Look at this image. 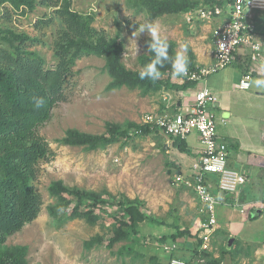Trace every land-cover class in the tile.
Returning <instances> with one entry per match:
<instances>
[{"label": "rangeland", "instance_id": "374dc122", "mask_svg": "<svg viewBox=\"0 0 264 264\" xmlns=\"http://www.w3.org/2000/svg\"><path fill=\"white\" fill-rule=\"evenodd\" d=\"M187 1L194 5V10L209 6L206 0ZM130 6L127 0H70L73 11L92 17L94 28L108 38H118L123 47L120 63L127 71L140 73L143 67L138 58L149 54L146 40L151 39L150 35L145 31L132 37L138 24L146 19L154 22L161 36L174 44V54L186 43L187 56L193 55L195 66L207 67L202 62L210 53V23L189 19L186 13L151 19L146 9L139 6L133 10ZM43 12L37 9L26 16L14 14L9 26L16 32L38 36L32 25ZM43 39L50 42L49 32H45ZM34 51L48 66L54 64L48 47H35ZM227 68L232 70L230 66ZM73 71L74 85L68 101L59 103L39 129L40 136L54 152L50 162L40 163L35 181L42 198L41 211L34 221L9 237L5 246L26 247L27 264H165L170 258L188 264H264V216L250 219L249 215V220L243 222V232L227 238L216 236V241L209 239L206 248H201L204 241L200 227L205 213L191 188L177 184L176 177L185 176L176 163L179 150L160 132L151 130L148 134L130 136V130L126 138L103 150L57 143L69 130L100 137L108 133L109 125L127 130L131 124H142L148 114L178 113L176 104L185 96L180 92L187 89L179 91L170 85L180 87L187 79L176 77L171 69L159 77L168 81L166 88L151 89L144 94V89L126 86L107 90L112 78L105 70L103 57L83 58L76 62ZM222 73L208 78L213 80ZM205 80L196 84L202 85ZM251 111L254 112L253 107ZM249 116L244 115L242 122H237L238 127L234 124L232 129L240 137V143L251 149L260 145L262 133L258 119L252 118L251 112ZM54 182L95 197L96 208L92 205L90 209L92 216L67 220L74 202L67 196L51 197L48 188ZM127 205L139 206L147 218L135 230L125 224L129 221L123 206ZM260 207L264 215V205ZM118 231L129 233L128 238L107 248V242ZM91 241L92 245H86ZM171 247L174 248L169 251Z\"/></svg>", "mask_w": 264, "mask_h": 264}, {"label": "trees", "instance_id": "16d2710c", "mask_svg": "<svg viewBox=\"0 0 264 264\" xmlns=\"http://www.w3.org/2000/svg\"><path fill=\"white\" fill-rule=\"evenodd\" d=\"M227 1L206 0V3L207 7H222ZM139 2L141 4L138 5ZM127 4H131L129 8L133 10L139 6L146 9L151 19L195 9L187 0H127ZM37 9L44 10L32 25L38 36L16 32L9 26L14 14L26 16ZM46 31L49 32L50 42L43 39ZM149 41L146 40L147 46ZM168 44V55L174 58V44ZM35 47H48L54 64L48 66L43 57L34 51ZM122 52L118 38H108L104 32L94 28L92 17L73 11L70 0H0V264H27L26 247H7L5 243L34 221L41 211L42 198L35 188V181L40 163L50 162L54 152L40 136L39 129L50 119L52 110L59 103L68 101L74 85L73 68L76 62L91 56L105 58V70L112 78L107 90L126 86L144 89L143 93L147 94L151 89L160 90L168 86V81L140 79L139 73L127 71L120 63ZM152 59L154 54L149 52L147 56L139 57L138 63L144 67ZM188 59V70H195L197 67L191 53ZM170 70L168 62L160 68L161 74ZM195 85L196 82L187 81L180 87L170 85V88L184 91ZM41 97L44 103L37 108L35 99ZM130 130V136L151 131L149 126L136 124H131L127 130L109 125L108 133L100 137L69 130L57 143L62 146H85L91 151L103 150L126 138ZM174 144L181 152L187 153L183 140L174 139ZM48 191L53 198L67 196L74 202L67 220L89 219L92 205L96 208L95 197L77 188H65L61 182L51 183ZM123 212L129 221L125 224L131 230L147 221L139 206H123ZM128 235L123 231L114 233L106 247L127 239ZM92 242L86 245H92Z\"/></svg>", "mask_w": 264, "mask_h": 264}, {"label": "built area", "instance_id": "2783aa9c", "mask_svg": "<svg viewBox=\"0 0 264 264\" xmlns=\"http://www.w3.org/2000/svg\"><path fill=\"white\" fill-rule=\"evenodd\" d=\"M264 12V0H228L222 7H202L186 13L189 19L209 22L215 18L225 16L212 29L213 61L203 68L188 70L185 79L200 82L202 79L215 74L234 64L236 51L241 47H250L252 62H263L260 56V44L254 41L253 13ZM252 80L250 71L242 74L238 87L249 90ZM247 85V86H246ZM218 104L217 97L206 87L201 88L194 95L193 104L185 112L163 114L144 117L143 126H149L168 138L185 140L196 134L201 146L199 161L191 167L188 176L176 177L177 184L187 185L194 192L197 200L203 206L206 220L201 224L202 249H205L210 237L217 227L216 207L218 200L211 192L209 178L216 179V188L224 195H235L246 184L247 178L241 172L228 166L227 145L217 139L218 124H225L224 118H218L211 111V107ZM264 203V188L262 200ZM174 247L169 248L171 251ZM167 264H186L179 258H170Z\"/></svg>", "mask_w": 264, "mask_h": 264}, {"label": "crops", "instance_id": "0c3cea01", "mask_svg": "<svg viewBox=\"0 0 264 264\" xmlns=\"http://www.w3.org/2000/svg\"><path fill=\"white\" fill-rule=\"evenodd\" d=\"M224 19L225 16H221L208 23H210L212 29H214L218 23ZM252 22L254 24V41L260 44L259 53L264 59V12H254ZM208 48L210 53L203 58L202 62L203 64H207L205 66H209L213 61L211 34ZM262 66H264L263 62L251 61L250 47H241L236 51L234 64L230 66L232 70H227L228 68H225L217 72H223L220 74V77L209 80L208 76L202 85L199 84L200 81L194 87L187 89V91L180 92V95L185 94V96H182L180 102L176 104L177 112L187 111L193 104L195 93L203 87L208 88L210 92L217 97L218 104L211 107V111L216 117L226 120L225 124L217 125V139L227 145L228 166L241 172L247 178L246 184L235 195H224L219 193L216 188V179L214 177L209 178L208 183L210 190L219 202L216 207L217 227L210 237V240H215L216 236L223 235L227 238L243 232V222L249 220V215L250 219L264 216L263 209L260 207L261 204L264 205L261 201L264 188V88L252 86L254 80L257 78H264L260 71ZM247 71L252 73L250 89L246 91L240 90L238 87L239 81L242 74ZM236 73L237 78L235 77ZM245 107H247V109ZM252 107L254 112L251 111ZM249 112L252 113V118L258 119V125L262 133L259 138L260 145H256L251 149L246 148L245 145L240 143V137L236 134V131L232 129L234 124L238 127L237 122L240 124L244 115L250 117ZM168 140L172 142V146L175 147V149L179 150L174 144L173 138H168ZM183 141L187 153H183L179 150L178 156H176V163L183 172V175L188 176L191 173V167L199 161L201 146L196 134L190 135ZM253 150H255L256 153H254ZM171 151L172 149L170 151L168 150V153ZM192 193L194 194V192ZM197 202L199 206L203 208L198 200ZM236 207L239 209L234 210L233 208ZM237 216H240V219H237ZM206 218L207 216L205 220ZM232 230L235 233H233ZM251 236L253 238V233ZM167 262L165 264H167Z\"/></svg>", "mask_w": 264, "mask_h": 264}, {"label": "clouds", "instance_id": "9594fccd", "mask_svg": "<svg viewBox=\"0 0 264 264\" xmlns=\"http://www.w3.org/2000/svg\"><path fill=\"white\" fill-rule=\"evenodd\" d=\"M138 29V31H137ZM132 33V37H137L141 32H147L150 35V41L148 42V51L154 54V59H152L148 64L143 67V70L139 73L140 79H159L162 68L165 62L171 65L172 73L176 77H183L188 73L189 59L187 56V44L182 43L179 46V51L175 54V57H170L168 55L169 44L165 37H162L158 26L151 20H145L144 23L138 24V28ZM136 49L137 46L135 39L130 40ZM261 75L264 76V66L260 69ZM247 86V85H246ZM252 86L256 88H264V78H257L252 82ZM43 98L35 99V106L37 108L43 105Z\"/></svg>", "mask_w": 264, "mask_h": 264}]
</instances>
